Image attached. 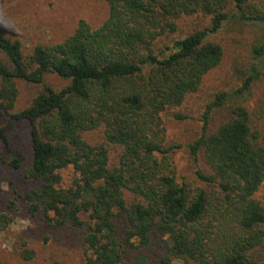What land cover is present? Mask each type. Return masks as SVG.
<instances>
[{
	"label": "trees",
	"instance_id": "16d2710c",
	"mask_svg": "<svg viewBox=\"0 0 264 264\" xmlns=\"http://www.w3.org/2000/svg\"><path fill=\"white\" fill-rule=\"evenodd\" d=\"M106 1L99 26L80 19L62 41L27 53L19 40L0 32L7 60L0 57V111L27 123L24 170L37 182L22 195L28 211H41L54 228H83L82 264H264V207L254 197L264 180V131L242 104L209 131L210 113L227 93L207 103L200 133L186 145L193 162L205 166L195 175L211 187L207 191L177 181L162 118L221 61L222 47L207 40L209 34L227 21L264 26V0ZM198 12L210 16L208 27L169 36L178 31L177 18ZM252 51L261 56L264 41ZM47 73L68 84L54 90L44 81ZM256 75L234 94L244 96ZM17 80L42 88L14 111ZM98 128L101 141L88 142L83 134ZM0 145L8 164L22 167L5 125ZM67 167L74 177L64 186L61 170ZM7 220L0 214V226Z\"/></svg>",
	"mask_w": 264,
	"mask_h": 264
},
{
	"label": "rangeland",
	"instance_id": "374dc122",
	"mask_svg": "<svg viewBox=\"0 0 264 264\" xmlns=\"http://www.w3.org/2000/svg\"><path fill=\"white\" fill-rule=\"evenodd\" d=\"M259 1V0H250ZM106 0H0V32L21 42L23 51L29 52L37 44L46 45L62 41L70 35L78 20H85L91 27L99 26L107 15ZM210 16L203 13L181 15L175 20L178 31L170 37L180 36L194 29L210 25ZM207 40L215 41L222 47L223 54L219 64L202 78L198 89L186 96L180 106L163 113L165 144L171 146L172 165L177 181L192 182L210 191L211 187L198 181L197 168L204 169L201 160L194 163L187 144L200 133V118L207 103L220 92H226L224 103L213 108L208 120L209 131L225 121L235 104L244 105L250 112L253 125L264 131V107L261 98L264 90V52L255 58L254 44L264 41V26L243 24L236 21L223 23L220 29L210 33ZM0 57L7 62L0 52ZM258 71L250 82L247 93L236 95L244 81ZM45 83L59 90L68 81L54 73L45 75ZM17 96L14 111L26 107L41 90L34 85L17 80ZM175 114L183 115L176 119ZM0 125H5L11 146L23 158L20 168H13L7 162L8 154L0 145V214L8 216L4 226H0V264H82L81 227L50 226L41 211H28L22 195L37 182L25 175L24 168L29 165L28 125L25 121L11 120L0 111ZM90 142L101 141L100 129L83 134ZM117 148H110L111 161H116ZM62 183L68 186L74 177L70 167L61 170ZM254 197L264 207V180ZM14 206L9 208V202ZM153 243L149 248L151 256L157 251ZM28 251V252H27ZM136 251V250H135ZM31 253L26 258L25 253ZM134 253L132 251L129 254ZM137 253V251L135 252ZM127 259V257H125ZM173 264H194L192 261L174 259Z\"/></svg>",
	"mask_w": 264,
	"mask_h": 264
}]
</instances>
